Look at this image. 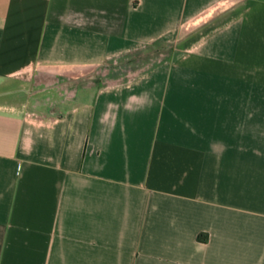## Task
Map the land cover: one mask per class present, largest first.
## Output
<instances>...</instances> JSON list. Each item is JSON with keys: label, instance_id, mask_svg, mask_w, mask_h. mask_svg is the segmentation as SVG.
<instances>
[{"label": "crops", "instance_id": "crops-1", "mask_svg": "<svg viewBox=\"0 0 264 264\" xmlns=\"http://www.w3.org/2000/svg\"><path fill=\"white\" fill-rule=\"evenodd\" d=\"M0 264H264V0H0Z\"/></svg>", "mask_w": 264, "mask_h": 264}, {"label": "rangeland", "instance_id": "rangeland-1", "mask_svg": "<svg viewBox=\"0 0 264 264\" xmlns=\"http://www.w3.org/2000/svg\"><path fill=\"white\" fill-rule=\"evenodd\" d=\"M172 49L173 43L171 42L150 43L125 54L119 58L118 62H107L100 65L94 70V74L102 77L103 82L115 79L128 80L170 58Z\"/></svg>", "mask_w": 264, "mask_h": 264}, {"label": "trees", "instance_id": "trees-1", "mask_svg": "<svg viewBox=\"0 0 264 264\" xmlns=\"http://www.w3.org/2000/svg\"><path fill=\"white\" fill-rule=\"evenodd\" d=\"M199 237H202V235H199Z\"/></svg>", "mask_w": 264, "mask_h": 264}]
</instances>
